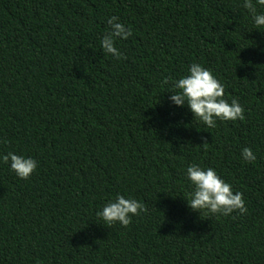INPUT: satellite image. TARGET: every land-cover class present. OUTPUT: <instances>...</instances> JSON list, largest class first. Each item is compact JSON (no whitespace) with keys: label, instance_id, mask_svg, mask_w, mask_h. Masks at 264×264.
Returning <instances> with one entry per match:
<instances>
[{"label":"trees","instance_id":"16d2710c","mask_svg":"<svg viewBox=\"0 0 264 264\" xmlns=\"http://www.w3.org/2000/svg\"><path fill=\"white\" fill-rule=\"evenodd\" d=\"M241 2L0 0V154L37 161L27 180L0 163V264H264V29ZM113 15L121 60L99 44ZM193 62L243 120L209 129L168 101ZM192 163L247 214L188 208ZM117 194L145 205L127 227L95 215Z\"/></svg>","mask_w":264,"mask_h":264},{"label":"clouds","instance_id":"9594fccd","mask_svg":"<svg viewBox=\"0 0 264 264\" xmlns=\"http://www.w3.org/2000/svg\"><path fill=\"white\" fill-rule=\"evenodd\" d=\"M241 6L247 10L254 28L264 29V11H258L264 9V0H242ZM106 22L108 29L99 40L100 48L113 59H124L123 53L116 45L118 41L127 40L131 36V29L114 15L108 17ZM163 83L173 89L167 98L168 101L177 107L186 105L193 120L206 128H215L217 121L234 122L244 119V109L238 99H225L224 85L200 63H190L186 75L178 79L166 77ZM240 157L245 163H253L256 160V155L248 147L241 149ZM0 163L6 164L21 180H27L37 167V161L31 156L18 155L11 151L0 154ZM184 178L191 188L185 199L191 210L213 216H229L234 212L239 215L247 214L242 194L234 191L231 184L218 175L214 168H204L198 163H192L184 170ZM145 211V205L141 201L117 194L104 203L95 215L104 225L112 226L118 223L121 227H127L133 217Z\"/></svg>","mask_w":264,"mask_h":264}]
</instances>
